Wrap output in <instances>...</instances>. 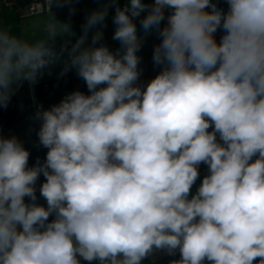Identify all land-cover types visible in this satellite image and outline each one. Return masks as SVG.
I'll use <instances>...</instances> for the list:
<instances>
[{"label":"clouds","instance_id":"clouds-1","mask_svg":"<svg viewBox=\"0 0 264 264\" xmlns=\"http://www.w3.org/2000/svg\"><path fill=\"white\" fill-rule=\"evenodd\" d=\"M96 3L79 34L66 22L49 43L0 31V109L58 62L87 88L37 105L47 152L32 166L0 134V264H142L155 250L178 251L170 264H264V0ZM152 32L160 70L141 85ZM64 34L75 39L58 48Z\"/></svg>","mask_w":264,"mask_h":264},{"label":"crops","instance_id":"crops-1","mask_svg":"<svg viewBox=\"0 0 264 264\" xmlns=\"http://www.w3.org/2000/svg\"><path fill=\"white\" fill-rule=\"evenodd\" d=\"M126 2L127 0H118L121 6ZM219 3L221 7L226 6L223 0H219ZM50 4L44 13L37 15H29L23 4L13 8H4L0 4V31H6L29 45L40 42L49 43L51 42V30L53 28L58 29L61 24L66 22H71L74 31L79 34L86 14L97 7L96 0H80L75 5V11L71 13L66 0H52ZM109 14L113 16L114 9L110 10ZM141 18H137L136 23H139ZM141 35L143 36V34ZM220 36L221 33L217 32L216 39L218 41ZM74 39L75 37L64 34L58 36L55 43L59 48L66 40L74 41ZM158 42L157 34L152 32L144 38L143 46L138 52V55L142 58L139 65L142 73L138 82L141 85H146L160 70L152 62L153 49ZM68 47H70V43ZM119 47V43L109 46L112 50ZM62 68L63 63L58 62L46 69L44 75L39 78L36 84L29 85L27 82L19 84L17 93L12 97L8 107L0 109V134L5 137L16 136L24 143V146L30 151L29 166L35 164L38 157L43 160L47 152V149L39 145L36 135L40 126L39 121L33 119L37 105L48 108L59 103L67 93L77 89L87 93L85 83L78 77L76 72L73 70L64 76H60ZM209 130L211 131V129ZM199 173V178L191 189L193 194L201 184L204 176L208 174V166L202 163L199 166ZM43 180L44 177L41 176L38 184ZM37 196L38 203L46 204L44 199L39 197V192H37ZM147 258L150 261L149 264H170L172 260H178L180 254L177 251L173 256L167 254L165 250H155ZM82 264H88V262L82 261Z\"/></svg>","mask_w":264,"mask_h":264},{"label":"built area","instance_id":"built-area-1","mask_svg":"<svg viewBox=\"0 0 264 264\" xmlns=\"http://www.w3.org/2000/svg\"><path fill=\"white\" fill-rule=\"evenodd\" d=\"M52 0H0V4L4 8L17 7L23 4L29 15H37L44 13L51 5Z\"/></svg>","mask_w":264,"mask_h":264},{"label":"trees","instance_id":"trees-1","mask_svg":"<svg viewBox=\"0 0 264 264\" xmlns=\"http://www.w3.org/2000/svg\"><path fill=\"white\" fill-rule=\"evenodd\" d=\"M138 26V31L140 32V34H143L142 30L139 28V23H137ZM114 33V25L112 23V15L109 14L107 19H106V27L104 28V39H103V43H105L107 46H112L115 44H118V41H115L112 39ZM149 260L148 258H146L142 264H149Z\"/></svg>","mask_w":264,"mask_h":264}]
</instances>
